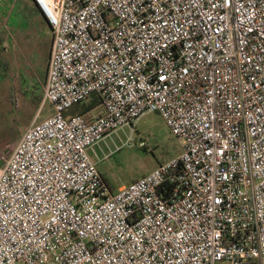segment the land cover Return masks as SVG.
I'll return each instance as SVG.
<instances>
[{
  "label": "built area",
  "instance_id": "built-area-1",
  "mask_svg": "<svg viewBox=\"0 0 264 264\" xmlns=\"http://www.w3.org/2000/svg\"><path fill=\"white\" fill-rule=\"evenodd\" d=\"M33 2L53 115L0 153V264H264V0ZM151 113L182 152L113 193L90 150Z\"/></svg>",
  "mask_w": 264,
  "mask_h": 264
},
{
  "label": "rangeland",
  "instance_id": "rangeland-1",
  "mask_svg": "<svg viewBox=\"0 0 264 264\" xmlns=\"http://www.w3.org/2000/svg\"><path fill=\"white\" fill-rule=\"evenodd\" d=\"M32 0H0V31L6 46L0 51V153L9 154L34 122L53 115L43 103L46 68L52 42L31 9ZM95 98V97H93ZM92 98V99H93ZM76 105L72 114L84 105ZM132 136L133 142L129 143ZM143 142L145 145L140 146ZM182 152L181 143L155 113L126 126L90 151L92 159L113 193L150 174L161 163Z\"/></svg>",
  "mask_w": 264,
  "mask_h": 264
},
{
  "label": "crops",
  "instance_id": "crops-1",
  "mask_svg": "<svg viewBox=\"0 0 264 264\" xmlns=\"http://www.w3.org/2000/svg\"><path fill=\"white\" fill-rule=\"evenodd\" d=\"M31 9H32L33 13H35V15H36V17H37V21H38L42 26H44L45 29H47V32H48V33L51 32V34H52V30H51V28L49 27V25H48L47 21L44 19V17L41 15L40 11H39V10L37 9V7L35 6L33 0H32V4H31ZM5 21H6V20H5V16H4L3 14H1V16H0V31H1V30H2V31L5 30V28H4V23H5ZM52 37H53V35H52ZM51 45H52V42H51ZM5 46H6V43H5V41H4V39L2 38L1 33H0V51H1V49H4ZM50 50H51V46H50ZM49 55H50V53H49ZM48 60H49V58H48ZM47 65H48V62H47ZM46 75H47V68H46ZM99 144H100V143H99ZM99 144H97V145H99ZM97 145H96V146H97ZM96 146H95V147H96ZM93 148H94V147H93ZM93 148H92L90 151H92ZM178 156H179V155H178ZM174 158H175V157H174Z\"/></svg>",
  "mask_w": 264,
  "mask_h": 264
},
{
  "label": "trees",
  "instance_id": "trees-1",
  "mask_svg": "<svg viewBox=\"0 0 264 264\" xmlns=\"http://www.w3.org/2000/svg\"><path fill=\"white\" fill-rule=\"evenodd\" d=\"M97 104H99V101H98V99L95 97V98H93L91 101H90V104L89 105H84L83 107H82V109L79 111V112H76L75 114H83V113H85L86 111H88V110H90V109H92L93 107H95ZM74 110L72 109L71 111H70V114H72V112H73ZM74 113L72 114V115H75ZM161 164H163V163H161ZM160 164V165H161Z\"/></svg>",
  "mask_w": 264,
  "mask_h": 264
}]
</instances>
